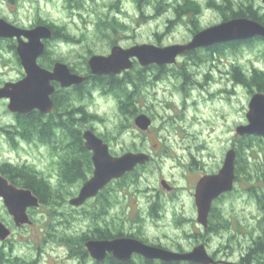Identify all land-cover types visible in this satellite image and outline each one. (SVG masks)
Here are the masks:
<instances>
[{
  "label": "rangeland",
  "instance_id": "374dc122",
  "mask_svg": "<svg viewBox=\"0 0 264 264\" xmlns=\"http://www.w3.org/2000/svg\"><path fill=\"white\" fill-rule=\"evenodd\" d=\"M116 1L0 0V9L26 27L50 24L73 38L72 43H63L67 50L53 43L50 57L66 61L82 75L89 70L87 59L109 54L113 42L125 48L190 42L193 34L221 24L225 16L233 13L224 16V1H230L234 10L245 4L253 6L260 17L264 15L261 0H189L201 11L195 26L188 17L176 14V7L187 0H119L120 10H116ZM236 65L247 72L254 67L264 72V42L253 41L235 50L228 48L222 55L201 51L191 57H179L176 64L168 67L142 69L137 65L130 71L138 83L136 90L124 89L138 110L135 116L121 113L119 98L125 102L123 95L92 84L100 90L98 97H92L87 85L85 95L73 99L72 109H85L86 101H95L93 113L86 111L88 117L80 129L93 130L109 144L114 155L145 152L152 161L136 175L124 179L127 185L112 184L104 192L106 197L91 200L83 208L73 207L69 201L84 182L61 183L62 157L67 156L66 147L70 144L65 142L66 132L56 130L50 142L25 134L26 140L35 141L24 142L8 133L13 125L20 128L23 124L8 112L7 103L0 101V167L11 164L33 168L51 183L58 196L36 209L31 215L32 224L20 229L15 228L0 200V219L13 229L5 250L12 258H18L19 264H96L91 256L72 255L63 237L77 239L91 234L98 225L115 235H143L149 243L175 252L192 249L205 235L209 238L210 254L218 252L220 260L237 262L264 228V204L262 207L258 202L260 198L264 200V140L257 142L261 146L247 151L240 168L245 174L235 180L234 191L214 203L215 216L222 222L217 233L206 232L199 225L194 202L198 180L218 173L226 154L242 138L236 135L237 126L248 123L246 113L251 97L232 78L230 72ZM20 73L14 54L0 46V86L19 79ZM5 75L10 78L4 79ZM141 114H147L153 122L145 132L135 124L134 117ZM52 119L57 120V116ZM162 180L173 189L167 191ZM183 192L190 196L182 197ZM103 202L107 205L106 214H101ZM96 214L101 216L95 218ZM77 250L80 249L74 248V252Z\"/></svg>",
  "mask_w": 264,
  "mask_h": 264
},
{
  "label": "water",
  "instance_id": "95a60500",
  "mask_svg": "<svg viewBox=\"0 0 264 264\" xmlns=\"http://www.w3.org/2000/svg\"><path fill=\"white\" fill-rule=\"evenodd\" d=\"M264 3V0H262ZM0 35L9 37L27 36L28 43L20 41L18 53L21 62L27 71V77L18 83H7L0 88V98H9L10 112L29 114L33 110L48 114L54 109V102L50 98L54 93L51 86L52 80L60 82L64 87L81 85L85 78L70 73L66 65L58 64L53 73L41 69L36 62L44 52L42 39H50L53 35L46 26H38L32 30H22L0 20ZM255 37L264 38V26L256 20L239 18L228 20L221 24L203 29L196 33L193 39L186 44H175L167 47L143 44L130 49L115 47L109 57L93 56L89 59L92 72L97 75L121 74L133 67V58H138L143 67L151 64L173 65L179 56L200 48H209L216 44H225L240 40H250ZM38 38V39H37ZM35 40V43L33 42ZM247 114V124L236 128V135L264 137V93H256L250 100ZM135 124L140 131L145 132L151 128L152 119L146 114L135 117ZM86 149L92 153L94 172L92 177L85 181L79 195L70 200V205L80 207L89 199L97 197L113 180L124 178L135 171L136 167L144 166L151 160L145 152H127L120 156H113L110 146L93 130L83 132ZM237 151L229 150L221 170L214 175H206L197 183L195 190V203L198 211V223L207 229L209 217L213 209L214 200L222 195L234 191L236 176ZM162 186L172 190V186L162 181ZM0 198L5 209L13 217L17 227L32 224L28 208L41 206L40 199L31 189L18 188L0 172ZM12 230L0 219V241H7L12 235ZM91 257L99 262L103 261L107 253L120 261H128L133 254H139L147 259L164 262H188L196 264H218L212 258L205 245L195 247L190 252H175L161 247L148 245L138 239L122 237L111 240H90L85 242ZM236 264V263H228ZM238 264V263H237Z\"/></svg>",
  "mask_w": 264,
  "mask_h": 264
},
{
  "label": "trees",
  "instance_id": "16d2710c",
  "mask_svg": "<svg viewBox=\"0 0 264 264\" xmlns=\"http://www.w3.org/2000/svg\"><path fill=\"white\" fill-rule=\"evenodd\" d=\"M214 5H215V2H214ZM183 6L184 5L181 6L183 11L179 13V16L188 14L186 11H191V10L195 11L194 9L196 7V4H194L191 1L190 2L188 1L187 3L185 2V7L187 8V10H184ZM231 11H233L232 14L236 15V17L245 16L248 18L255 19L261 22L262 24H264V18L260 17L257 14V11L254 9L253 6H251V8L246 11L244 10V8H241L237 11V10L231 9L230 1L229 2L224 1V7L222 10L224 16L229 14ZM240 13H243V14H240ZM230 18L231 16H225L226 20ZM198 30L199 29H197L196 31ZM236 46L237 44L232 43V42L228 44H224V45H218V53L222 55L223 51L227 50L228 48L235 50L237 49ZM232 75H233V78L237 79L238 81L239 80L248 81L246 82L248 83V85H250L251 83L257 84V82L259 81H264V73L259 72L257 70L254 71L253 76L251 78H248L244 76L243 74L241 75V72L237 69L233 70ZM182 76L186 78L187 75L182 74ZM92 81H93L92 84L94 85L98 84L99 86H106L107 88H111L112 91L117 92L116 94L117 96L121 94L124 96V98H126L125 102L124 100H122L121 97L119 98L121 99L120 111L122 114L124 115L131 114V116L137 115L138 110L136 109V107H134V104L132 105L130 103V95H128V92L124 90L126 89V87L128 89L129 87L137 88L136 85L138 86V83L135 82L136 80L131 76L130 72H126L125 75L120 78L112 77V78L103 79V78L96 77V78H93L91 82ZM91 82L88 81V82H85L79 85L80 90H79L78 97L80 99H81V96H84L86 93L84 92V89H82V87L87 86L88 83H91ZM260 88L261 90L264 91V82H262V84L260 85ZM77 113L80 118L78 117L77 119H75L77 121L76 130L73 129L72 124H70V122L64 123V119L62 117L58 119L61 121L58 124V127H60V129L63 128L67 130V132L64 134L66 137V141L65 140L64 141L70 142L68 147H66V149H69L67 156L62 157L63 165H62L61 171H62L63 176H62L61 183L72 184L75 181H83V182L87 181V179L89 178V175L92 174V170H93L92 161L90 157L91 153L86 149L84 145V138H83V133H82L83 131L79 127L80 124L87 119L88 115L84 107H79ZM42 119H43V115L39 114L38 112L26 117V120H27L26 128H28L30 132H25V134L32 138L37 135L38 137L40 136L38 139H42V140H46L50 142L54 138V135H55L53 134L52 130L55 128L57 124L49 123L48 125H46V128H45V126H43L41 123ZM26 128L24 127V129ZM41 129H45V130L41 132ZM262 140H264V138L261 136H257V135L256 136L244 135V137L240 138L239 144L235 146V151H237V158L235 161L236 163L235 173L237 176L236 180H238V177L241 174L242 175L245 174V170L242 171V169L240 170V168H243L244 166L243 164L246 161L245 157H246L247 151H253L255 147L260 145L257 142L262 141ZM144 166H138V168H136L135 171L127 174L126 176H124V178L117 180L116 183H118L119 186L124 187L125 185L128 184L124 179L136 175L138 170ZM0 169L2 170V173L7 178H9L10 181L20 184V185L27 186V188L31 189L36 194V196H39L42 199V203L45 205L49 204L50 201H53L58 197L57 195H55L56 193L54 192L51 183L46 178H43L42 176H40L37 172H35L33 168L29 166L25 167V166L6 164L5 166L0 167ZM248 176L252 179L250 175ZM108 190L109 188L106 191ZM256 193H257L256 195L259 196V192H256ZM104 197H106L104 192H101V195L99 196V198L103 199ZM62 199L65 200V198H62ZM258 202L262 204V207H263L264 200L260 198ZM102 206H103V211L101 212V214H106V207H107L106 202H103ZM216 212H217V209L214 206L211 212V224L209 225L210 227L208 229V232H210L211 234L217 233L218 229H221L220 224L222 222H220V220L218 219V215L215 216ZM101 214H96L95 218L101 216ZM114 236L115 234L112 230H107V228L97 225L91 234H83L81 237L77 239H73L72 236H67V237L65 236L63 237V242H65V244L71 248L72 255L78 254V255H82L83 257H85L87 254V250L85 248L84 242H87L90 239L105 240V239L113 238ZM74 248L80 249V250H77L78 252H74ZM11 251H12V248H11ZM12 257L13 256L11 255L10 252H7L4 247H0V264H19L17 260L18 258L14 259ZM243 260L244 261L247 260L248 262L254 261L257 264H264V228L262 229V232L259 235V237L254 240L252 245L249 246L248 252L246 253V257H244ZM109 264H177V263L176 262H164L163 263L162 261H152L151 262L150 260L144 261V259L140 258V260L138 261L135 260V261H129V262H124V263H120L116 260L111 259Z\"/></svg>",
  "mask_w": 264,
  "mask_h": 264
},
{
  "label": "flooded vegetation",
  "instance_id": "af4514ba",
  "mask_svg": "<svg viewBox=\"0 0 264 264\" xmlns=\"http://www.w3.org/2000/svg\"><path fill=\"white\" fill-rule=\"evenodd\" d=\"M2 1H5V0H2ZM189 0H187V1H185L186 3L188 2ZM185 2H184V10H187V8L185 7ZM261 2H262V0H261ZM120 3V1L119 0H117L116 1V4H114L115 5V7H116V10H120L119 8V6H118V4ZM263 3V2H262ZM232 4H231V9H233L232 8ZM234 7V6H233ZM0 8H2V7H0ZM242 8H244V10L246 11V10H249L250 8H251V6L250 7H246V5L244 4V6L242 7ZM195 11H186L188 14H186V15H183L184 17H188L187 19H189L188 21L190 22V24H192V25H195L196 26V24H197V22L198 21H200L199 19H198V17L200 16L199 14H200V9H199V6H197L196 5V7H195V9H194ZM183 11V9H182V7H179V8H177L176 7V14L179 16V13L180 12H182ZM195 13V14H194ZM240 14H243V13H240ZM239 14V15H240ZM258 14V13H257ZM238 15V16H239ZM231 16V18L230 19H225L223 22H227L228 20H232V19H239V18H248V17H245V16H239V17H236V15H230ZM235 16V17H234ZM262 18H264V15H262L261 16ZM248 19H252V18H248ZM0 20H2V21H5L6 23H8V24H10L11 26H15V27H17V28H19V29H22V30H32V29H34V28H36V27H38V26H46V27H49L50 29H51V31H52V33H53V35L51 36L52 38H50V39H42V42H43V44H44V52L42 53V55H40L39 57H38V59L36 60V62L38 63V65H39V67L41 68V69H44V70H46V71H48L49 73H53L54 71H55V69H56V67H57V65L58 64H61V65H66L68 68H69V70H70V73H72V74H75V75H80V76H82V77H84L85 78V81H84V83L85 82H91V80L93 79V78H96V77H99V78H103V79H106V78H112V77H122V76H124L125 75V73L126 72H130L131 71V69H134L137 65H139L142 69H147V68H152V67H168V66H170V65H163V66H160V65H155V64H151V65H149V66H146V67H143L141 64H140V61H139V59L138 58H133L132 59V61H133V67L131 68V69H129V70H125V71H123L121 74H108V75H106V74H104V75H97V74H94L93 72H92V69H91V67H90V65H89V59H91L93 56H96V55H92L89 59H87V62H88V66H89V70H88V73L86 74V75H82V74H79V72H77L78 70L76 69V68H74L72 65H70L69 63H67L66 61H64V60H61V59H58L57 60V58H55V59H53V58H51L50 56H51V54H50V47H51V45L53 44V43H59V41H63V43H72V39L73 38H71L70 36H68V35H66V34H63V31L61 32V29L60 28H58V27H55V26H53V25H50V24H43V23H39V24H36L35 26H31V27H26V26H24L22 23H20L19 24V22H12V20H10L9 18H8V16H6L5 15V13L3 12V10L2 9H0ZM253 20H255V19H253ZM257 21V20H256ZM222 22V23H223ZM259 22V21H258ZM259 23H261V22H259ZM262 24V23H261ZM263 26H264V24H262ZM215 26V25H214ZM202 31V30H201ZM193 35H195V34H193ZM27 36H25V35H21L19 38L18 37H7V36H2V35H0V40H2V41H5L6 43H4V44H0V46H5V48L7 49V51H9V52H11V53H13L14 54V57L16 58V60H17V63L20 65V75H22L19 79H17V80H15V81H11V82H6V83H4L3 85H1L0 86V88H2L3 86H5L7 83H18V82H20V81H22L23 79H25L26 77H27V71H26V68L24 67V65H23V63L21 62L22 60H21V57H20V55H19V53H18V46H19V43H20V41L21 42H23V43H28L29 42V39L28 38H26ZM194 37V36H193ZM193 39V38H192ZM191 41V40H190ZM253 41H262V42H264V38H262V37H255V38H252V39H250V40H240V41H235V42H232V43H236L237 44V46H236V48H239L241 45H243V44H246L247 46L248 45H250ZM188 43V42H187ZM228 43H231V42H228ZM228 43H225V44H228ZM186 44V43H185ZM120 44L118 43V42H113V43H111V45H109L110 47H111V50H110V53L109 54H107V55H99V56H104V57H109L111 54H112V51H113V49L115 48V47H118ZM140 45H142V44H140ZM150 45H152V44H150ZM218 45H224V44H216V45H214V46H212V47H209V48H200V49H196V50H194V51H192V52H187V53H185V54H183V55H181V56H179V57H182V56H187V57H191L192 56V54H197L198 52H201V51H209V52H213V53H218ZM136 46V45H135ZM119 47H122V46H119ZM132 47H134V46H132ZM131 46H130V48H132ZM123 49H130V48H125V47H122ZM178 57V58H179ZM233 70H235V69H237V70H239L240 72H241V75L243 74L244 76H246V77H248V78H251L252 76H253V73H254V71L255 70H257V71H259L258 69H256V67H254L253 69H251L250 70V72H247V71H245V70H243L242 69V67H240V66H234L233 68H232ZM233 70L230 72L231 73V75H232V73H233ZM263 72V71H262ZM249 73H250V75H249ZM264 73V72H263ZM232 78H233V76H232ZM234 79V81L237 83V85H240V86H243L246 90H248L249 91V94H250V97L252 98L256 93H264V91L263 90H261V88H260V85L262 84V82H264V81H259V82H257V84H250V85H248V83H246V82H248V81H244V80H237V79H235V78H233ZM51 84V86H53L54 87V93L51 95V99L53 100V102H54V109H52L53 111L52 112H50V113H48V114H43V113H41V112H39V111H36V110H33L31 113H29V114H26V115H24V114H21V113H13V112H10V110H9V108H8V106L10 105V103H11V99H9V98H0V101H5L6 103H7V108H8V112H10L11 113V115L12 116H14L15 118H16V121L17 122H20V124H23V126L26 128L27 127V120H26V117H28V116H30V115H32V114H35L36 112H38L39 114H42L43 115V119H42V125L43 126H45V128H46V125H48L49 123H53V124H57L56 126H55V128L52 130L53 131V134L56 132V130H60V131H63V132H67V130H65V129H63V128H61L60 129V127H58V124L61 122L60 120H58L60 117H62L63 119H64V123L65 122H67V123H69L70 122V124H72V127H73V129L74 130H76V128H77V121L75 120V119H77V115H78V113H77V111H78V108H75V109H72V108H74V98H78L77 96H78V94H79V90H80V88H79V85H72V86H70V87H64V86H62L61 85V83L59 82L58 83V81H54V80H52L51 82H50ZM89 84V83H88ZM84 88H86V86H83L82 87V89H84ZM134 90H136V88H134ZM251 98H250V100H251ZM249 103H250V101H249ZM62 108H64V110H61ZM57 110V111H56ZM55 113V114H54ZM69 114H71V115H69ZM54 116H57V120H53L52 119V117H54ZM76 116V117H75ZM137 117V116H136ZM135 118V117H134ZM152 119V118H151ZM67 120V121H66ZM63 122V121H62ZM248 122V121H247ZM23 126L22 127H20V128H18L17 127V125H13L11 128H10V130L8 129V133L10 134V133H12V136H17L18 137V139H21V140H23L24 142L26 141H29V142H34L33 140H26V138H25V132H30V130L28 129V128H26V129H24L23 131H22V128H23ZM28 129V130H27ZM45 129H41V132H43ZM11 136V135H10ZM34 139H37V138H39L37 135L35 136V137H33ZM41 140V139H40ZM104 140V139H103ZM105 141V140H104ZM106 142V141H105ZM107 143V142H106ZM84 145H85V141H84ZM91 153V152H90ZM113 156H120V155H114V154H112ZM227 155V154H226ZM91 156H92V153H91ZM90 156V157H91ZM91 161H92V157H91ZM152 161V156H151V160H150V162ZM225 161V160H224ZM149 162V163H150ZM63 163V162H62ZM148 163V164H149ZM147 164V165H148ZM224 165V164H223ZM92 166H93V168H94V164H93V162H92ZM223 167V166H222ZM92 168V169H93ZM136 168H138V167H136ZM221 169H219V171H220ZM218 171V172H219ZM0 172L2 173V170L0 169ZM93 172H94V169L92 170V174H91V176L87 179V180H89L91 177H92V175H93ZM214 174H217V173H213V174H210V175H214ZM2 175L4 176V177H6L3 173H2ZM206 176V175H205ZM7 178V177H6ZM201 178H203V176L201 177ZM200 178V179H201ZM7 179H9V178H7ZM10 181V180H9ZM163 181V180H162ZM200 180H198V182H199ZM13 185H15V186H17L18 188H23V189H29V188H27V186H24V185H20V184H17V183H14V182H12V181H10ZM117 182V180H113V182L112 183H110L103 191H101V192H105L112 184H114V183H116ZM197 182V183H198ZM84 183H85V181H84ZM84 185V184H83ZM196 186H197V184H196ZM173 189V188H172ZM81 190V189H80ZM194 190H196V187H195V189ZM80 192V191H79ZM78 192V193H79ZM101 192H100V194L97 196V197H99L100 195H101ZM77 193V195H75L74 197H77L79 194ZM230 192H228V193H225L224 195H222L219 199H221L222 197H224L225 195H227V194H229ZM35 194V193H34ZM35 196H36V194H35ZM194 196H195V194H194ZM39 199H40V203H41V206L40 207H42V206H44L45 204H43L42 203V199L39 197V196H37ZM73 197V198H74ZM97 197H95V198H93V199H89L88 201H86L85 203H84V205H86V204H88L91 200H94V199H96ZM219 199H217V200H219ZM0 200L3 202V200L0 198ZM71 200V199H70ZM70 202V201H69ZM216 202V200H214V203ZM214 203H213V207H214ZM196 204V203H195ZM84 205H81L80 207H76V208H83L84 207ZM5 207V206H4ZM197 207V206H196ZM6 208V207H5ZM38 210V209H40L39 207H34V208H28V213H29V215H30V217H31V215H32V213L33 212H35V210ZM6 210V209H5ZM213 210V209H212ZM7 211V210H6ZM8 212V211H7ZM212 212V211H211ZM197 213H198V211H197ZM196 213V214H197ZM9 214V213H8ZM10 215V214H9ZM198 215V214H197ZM10 217H11V220H13L14 221V219H13V217L10 215ZM198 218V217H197ZM12 221V222H13ZM198 221V220H197ZM211 224V214H210V217H209V225ZM6 225L11 229V230H13L11 227H10V225H8L7 223H6ZM14 225H15V222H14ZM208 225V226H209ZM199 226V225H198ZM24 227H26V226H23V227H17L16 225H15V228H17V229H20V228H24ZM203 227V226H202ZM210 227V226H209ZM209 227L207 228V229H205L204 227V230L206 231V232H208V229H209ZM107 230H109V228H107ZM12 233H13V231H12ZM203 237H202V239L199 241V244L198 245H196L195 247H197V246H200V245H205V247H206V250L208 249L207 248V245H209V238H206V236L205 235H202ZM122 237H128V238H134V239H138V241H142V242H144V243H146V244H148V245H152V246H156V247H161V248H164V247H162V246H160V245H155V244H151V243H149L148 241H146L145 240V238L143 237V235H142V237L140 236V235H129V236H125V234L124 233H119V234H117V235H115L113 238H110V239H105V240H111V239H115V238H122ZM90 240H103V239H90ZM90 240H88V241H90ZM252 242H254V241H252ZM9 243V239L7 240V241H5V242H2V241H0V247H4V248H6V246H7V244ZM85 243V242H84ZM195 247H193L192 249H190V250H188V251H183L182 249L181 250H179V251H176V252H190L191 250H193ZM85 248H86V243H85ZM164 249H166V248H164ZM86 250H87V248H86ZM167 250H170V249H167ZM172 251V250H171ZM208 251V250H207ZM209 253V252H208ZM247 253V252H246ZM90 253L88 252V250H87V256H91V255H89ZM108 255L106 256V258L103 260V261H101V262H99V261H97V260H95V259H93L92 257V259L94 260V262L96 263V264H109L110 263V260L111 259H113V260H116V261H118V262H120V263H124V262H129V261H135V260H140V258L141 259H144V261H146V260H150L151 262L152 261H160V260H151V259H147V258H145L144 256H142V255H139V254H133V256H132V258L130 259V260H128V261H120V260H118V259H116L114 256H113V254H110V253H107ZM219 254L220 253H218V252H215V253H212V254H210L209 253V255L212 257V258H214L215 260H216V262H218V264H228V263H230L229 261H225L224 262V260H220L219 258H218V256H219ZM244 257H246V254H244V255H241L239 258H237V260H235V261H237V262H235L236 264L238 263V264H257L256 262H254V261H244L243 259H244ZM163 262V261H162ZM177 264H196V263H188V262H176Z\"/></svg>",
  "mask_w": 264,
  "mask_h": 264
},
{
  "label": "clouds",
  "instance_id": "9594fccd",
  "mask_svg": "<svg viewBox=\"0 0 264 264\" xmlns=\"http://www.w3.org/2000/svg\"><path fill=\"white\" fill-rule=\"evenodd\" d=\"M28 6L29 5L25 4V7H28ZM39 7H43V5H39ZM5 15L8 16V18L10 20H12V22H14V23L17 22L15 19H13L12 15L10 13H5ZM117 19L119 20V19H121V17L118 16ZM33 42L35 43V40H33ZM4 43H6V42L0 40V44H4ZM59 46L62 49L67 50L66 47H65V45L63 44V41H59ZM3 78L4 79H9L10 77H8L7 75H5ZM87 88H88V92H89L90 96H92V97H98L99 96L100 90L98 88H95L92 85V83H89L88 86H87ZM94 103H95V101H86V103H85V109H86V111L88 113H93V111H94V108H93ZM112 103L114 104L115 102L112 101ZM230 134L231 133L229 132V135ZM181 195H182V197L187 198V197L190 196V193L189 192H183Z\"/></svg>",
  "mask_w": 264,
  "mask_h": 264
}]
</instances>
